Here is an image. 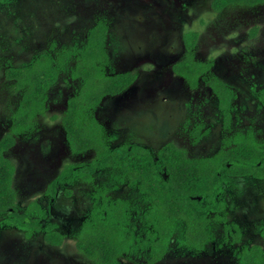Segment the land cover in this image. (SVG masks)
Returning <instances> with one entry per match:
<instances>
[{
    "label": "rangeland",
    "instance_id": "obj_1",
    "mask_svg": "<svg viewBox=\"0 0 264 264\" xmlns=\"http://www.w3.org/2000/svg\"><path fill=\"white\" fill-rule=\"evenodd\" d=\"M214 0H0V139L10 131L13 113L23 91L8 80L10 65H22L54 45L58 48L86 37L101 18L109 24L108 75L136 73L139 80L125 94L105 99L97 110L113 146L139 143L156 152L173 142L191 157L213 156L225 142L254 137L264 148V4L232 5L222 11ZM198 32L193 51L200 61H211V72L231 85L236 110L230 128L224 126L218 100L207 83L196 90L173 71L185 57L184 36ZM80 80L65 72L48 94V112L35 119L34 128L17 137L8 156L16 173L13 186L20 213L34 202L45 211L40 225L56 224L66 237L62 246L50 244L45 231L31 237L20 228L3 224L13 210L0 217V264H95L77 247L79 232L93 207V193L106 187L113 197L133 191L119 172L102 168L95 181L50 183L73 165L79 169L95 157L94 150L74 153L62 119ZM206 134L197 141L194 131ZM225 141V142H224ZM68 179L72 171L65 174ZM71 190V194L68 193ZM222 200L230 222L242 228L237 243H224V225L214 223L215 239L197 255L174 246L158 264H238L241 248L258 245L264 223V180L234 178ZM33 214V218H37ZM144 258H121L118 264H145Z\"/></svg>",
    "mask_w": 264,
    "mask_h": 264
},
{
    "label": "trees",
    "instance_id": "obj_2",
    "mask_svg": "<svg viewBox=\"0 0 264 264\" xmlns=\"http://www.w3.org/2000/svg\"><path fill=\"white\" fill-rule=\"evenodd\" d=\"M262 4L264 0H214L213 8L222 11L232 5L255 7ZM108 33V22L100 18L82 44L76 42L61 49L51 48L25 64L7 69V78L15 80L17 89H22L23 94L13 113L10 131L0 139V217L13 210V215L3 224L24 230L27 237L35 230H43L48 242L55 245L63 242L64 236L53 224L40 225L45 213L40 203L34 202L25 213L19 212L13 186L16 168L8 153L16 145L17 137L32 130L37 117L47 114L49 91L57 85L62 74L71 70L72 78L81 80V85L68 99L62 119L67 140L74 153L94 150L96 157L79 169L68 166L50 183L46 193L54 196L58 184L73 183L79 178L92 182L95 173L106 168L123 172L125 181L148 202L144 212L135 213L130 201L110 200L105 196L102 206L94 208L93 216L78 233V248L97 264H117L125 254H147L149 263H155L166 255L174 238L180 246L200 252L211 239L210 213L224 208L219 195L228 181V174L264 179V150L256 141H250L221 150L212 157L189 158L184 150L169 144L160 151L157 161L148 149L137 145L111 148L112 138L99 121L97 110L107 96L128 89L136 76L107 74ZM198 37V32L186 36V57L174 66V71L193 88L198 87L200 80H208L229 122L236 94L211 72V61L195 58L193 50ZM162 167H166L168 178L161 175ZM69 171L73 179L65 177ZM106 193L105 190L103 195ZM33 214L38 217L33 218ZM234 230L238 233L239 227L225 225L226 236ZM240 264H264V251L258 246L244 247Z\"/></svg>",
    "mask_w": 264,
    "mask_h": 264
},
{
    "label": "flooded vegetation",
    "instance_id": "obj_3",
    "mask_svg": "<svg viewBox=\"0 0 264 264\" xmlns=\"http://www.w3.org/2000/svg\"><path fill=\"white\" fill-rule=\"evenodd\" d=\"M96 24V23H95ZM109 25V24H108ZM91 30V29H90ZM90 30L88 31V33H87V35H86V37L85 38H83V39H77V40H75V41H73V43H72V45H74L76 42H79V44H82L85 40H87V38L89 37V32H90ZM191 33H195V32H191ZM189 34V33H188ZM188 34H186L185 36H184V42H185V46H186V52H185V57H186V53H187V45H186V36L188 35ZM108 37H109V33H108ZM71 44H65V45H62L61 47L59 46V48L61 49V48H63L64 46H72ZM196 47V46H195ZM51 48H58L56 45H54V47H51ZM51 48H49V49H51ZM107 48H108V55H109V63H108V65H110V63H111V60H110V53H109V47H108V43H107ZM195 49V48H194ZM48 50V49H47ZM45 51V50H44ZM194 51V50H193ZM41 53V52H40ZM39 53H37L36 55H38ZM36 55H34V57L36 56ZM33 57V58H34ZM184 57V58H185ZM32 58V59H33ZM183 58V59H184ZM31 59V60H32ZM182 59V60H183ZM181 60V61H182ZM181 61H179V62H181ZM29 62V61H28ZM179 62H177V63H179ZM177 63H175L174 64V66L177 64ZM25 64V63H24ZM107 65V66H108ZM10 66H17V65H10ZM9 66V67H10ZM20 66V65H19ZM174 66H173V71H174ZM8 67V68H9ZM7 68V69H8ZM106 70H107V68H106ZM7 71V70H6ZM69 72H71V70H68ZM67 71V72H68ZM175 72V71H174ZM121 74H133V75H135L136 76V80H135V82L128 88V89H126V90H124L121 94H118V95H115V96H107L105 99H109L108 97H112V98H115V97H119V96H121V95H123V94H125L126 92H129L132 88H134L135 86H136V84H137V82H138V80H139V76H138V74H136V73H132V72H124V73H121ZM175 74L176 75H178V76H180V77H182L184 80H185V82H186V84H187V86L190 88V89H192V90H196V89H198L199 87H200V85H201V83H207L208 84V86H210V88L212 89V92H213V95L217 98V100H218V106H219V110H220V113H221V115H222V118H223V122H224V126H226L227 128H230V126H231V124H232V121H233V117H234V112H235V110H236V100H237V93H236V91H235V89L231 86V85H229L227 82H225L224 80H222L223 82H225L228 86H230L232 89H233V91L235 92V94H236V96H235V99H234V101H233V103H232V109H231V118H230V120H229V122H227V119H226V116H225V114H224V112H223V109L221 108V102H220V98L218 97V95L215 93V91H214V89H213V87H212V85L210 84V82L207 80H200V83H199V85H198V87H196V88H193V87H191L190 86V84H188V82L186 81V79L183 77V76H181V75H179V74H177L176 72H175ZM63 75V74H62ZM72 75V74H71ZM110 76H114V75H110ZM216 76H218V75H216ZM6 77H7V75H6ZM62 77V76H61ZM72 77V76H71ZM221 79V78H220ZM8 80H10V79H8ZM76 80V79H75ZM11 81H14L15 83H16V81L15 80H11ZM60 81V80H59ZM58 81V82H59ZM81 81V80H80ZM58 84V83H57ZM16 88H17V86H16ZM19 90H21L22 91V89H19ZM70 98V97H69ZM104 99V100H105ZM103 100V101H104ZM103 103V102H102ZM101 103V104H102ZM67 105H68V102H67ZM101 106V105H100ZM100 108V107H99ZM98 108V109H99ZM97 117H98V115H97ZM99 119V118H98ZM202 125H200L199 127H197L196 129H195V131H194V136H196L195 138H196V140L197 141H200V140H202L203 139V137L205 136V134H206V131L205 132H203L202 130ZM250 141H256L257 142V144H258V146H259V148H261L262 150H264V148L260 145V143L257 141V139L256 138H254V137H245V136H239V139L237 140V143L235 144V145H231L230 146V143H228V142H225V145H224V147H223V149H221V150H230V149H232V148H234V147H236V146H238L239 144H241V143H245V144H248V142H250ZM110 147L111 148H119V147H121V146H123V145H137V146H140V147H144V148H146V149H148L149 151H150V153L152 154V156H154L155 157V160H159V153H160V151L163 149V148H165L166 146H168L169 144H173L175 147H177V148H179V149H181V150H184L185 152H186V154H187V156L189 157V158H200V156L199 157H191V156H189V154H188V152H187V150L186 149H184V148H182V147H179L178 145H176L175 143H173V142H169V143H167L166 145H164L159 151H155L153 148H151L150 146H147V145H144V144H139V143H132V144H130V143H126V144H122V145H119V146H113V144H112V139H111V141H110ZM220 150V151H221ZM219 151V152H220ZM218 153V152H217ZM216 153V154H217ZM215 154V155H216ZM215 155H213V156H215ZM201 157H212V156H201ZM99 171V170H98ZM97 171V172H98ZM97 172L95 173V176L97 175ZM117 172H119V176H117V179H119V178H123L124 179V177H125V174L123 173V172H121V171H117ZM161 175L163 176V177H165V178H168L169 177V174H168V172H167V169H166V167H162L161 168ZM248 177H253L252 175H239V174H228V181H226L224 184H223V188H224V190H223V192L219 195V201L220 202H222V204H223V209H221V210H219V211H212L211 213H210V233H211V239L209 240V242L205 245V247L203 248V250L202 251H200V252H196L195 250H190V249H188V248H185V247H182V246H180L178 243H177V240H176V238H174V239H172V245H171V248L169 249V251L166 253V255L161 259V260H159V261H157V262H155V263H149L150 261H149V255H147V254H144V255H134V256H129V255H127V254H125V255H123L121 258H124V257H127V258H129V259H135V258H144V259H146L147 260V262L145 263V264H158L159 262H161V261H163L165 258H166V256L170 253V251L172 250V248L174 247V246H178V248H182V249H184V250H186V251H188V252H192V254H194V255H197V254H200V253H202V252H204L206 249H207V247H208V245L210 244V243H212V241H214V239H215V232L213 231V225H214V223L216 224V223H222L223 225H224V243H226V244H230V243H237L240 239H241V234H242V228H241V226L238 224V223H234V222H230L229 221V219H228V216H227V214H226V211H227V203H226V201H224V200H222V196L224 195V193H225V191H226V186L230 183V181L232 180V179H234V178H248ZM253 178H255V177H253ZM71 179H73V178H71ZM79 179H82V178H79ZM255 179H259V178H255ZM78 180V179H77ZM83 180V179H82ZM125 180V179H124ZM259 180H264V179H259ZM76 181V180H75ZM93 181H95V177H94V180ZM92 181V182H93ZM88 182V181H87ZM69 183V182H68ZM74 183V182H73ZM73 183H70V185H72ZM125 183H127V185L131 188V190L133 191L132 193H130V197H118V198H115V197H113L112 195H111V193H110V190L108 189V188H106V187H97L96 188V190H95V192L93 193V207H92V209H91V211L89 212V214L87 215V217L85 218V220H84V222H83V224H82V226H81V228L83 227V225H84V223L88 220V218H90L91 216H93V214H94V208L96 207V206H102V204H103V201H104V197L105 196H107L110 200H116V199H123V200H127V201H130V203L132 204V206H133V208H134V212L135 213H138V212H144L145 210H146V206L148 205V202L142 197V196H140L139 195V193H138V191H136L133 187H131L130 185H129V183L128 182H126L125 181ZM105 190H106V194L105 195H103V192H105ZM71 190H69L68 189V193L67 194H71V192H70ZM47 194V193H46ZM48 195V194H47ZM48 196H50V197H53L52 195H48ZM54 196H55V193H54ZM200 201H202V199L201 198H198ZM218 218H222V219H225V220H219ZM226 224H230V225H237L238 227H239V232L237 233V231L236 230H234V232H233V234H231V235H229V236H226V233H225V225ZM54 226H55V230H57L58 228H57V225L56 224H53ZM263 225H264V223H263ZM43 227V226H42ZM46 227V226H45ZM81 228H80V230H81ZM262 228H263V226H262ZM80 230H79V232H80ZM36 231V230H35ZM34 231V232H35ZM40 231V230H39ZM58 231V230H57ZM236 231V232H235ZM59 232V231H58ZM78 232V233H79ZM59 233H61V232H59ZM78 233H77V236H78ZM62 234V233H61ZM63 236H64V238H63V241H64V239H65V235L64 234H62ZM261 235H262V230H261ZM45 236V235H44ZM262 237L264 238V236L262 235ZM46 239V238H45ZM47 240V239H46ZM78 241H79V236H78ZM50 244H52V243H50ZM62 244H63V242H62ZM62 244H61V246H62ZM52 245H55V244H52ZM56 246H59V245H56ZM256 246H258V245H253L252 247H256ZM77 247H78V242H77ZM245 247H248V246H245ZM258 247H260V246H258ZM244 248V247H243ZM243 248H241L240 249V251H239V254H238V259H239V262H238V264H240V260H241V251H242V249ZM249 248H251V247H249ZM263 251H264V249L262 248V247H260ZM78 250L84 255V256H86L88 259H90V260H92V261H94L95 262V264H97L96 263V261L94 260V259H92V258H90L89 256H87L86 254H84L79 248H78ZM121 258H119V260H118V262L120 261V259ZM118 264V263H117ZM144 264V263H143Z\"/></svg>",
    "mask_w": 264,
    "mask_h": 264
}]
</instances>
